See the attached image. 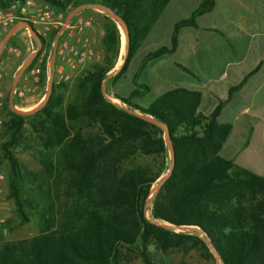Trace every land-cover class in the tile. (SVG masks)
Instances as JSON below:
<instances>
[{
  "label": "trees",
  "instance_id": "obj_1",
  "mask_svg": "<svg viewBox=\"0 0 264 264\" xmlns=\"http://www.w3.org/2000/svg\"><path fill=\"white\" fill-rule=\"evenodd\" d=\"M10 1L0 0V6ZM42 1L59 11L71 3L73 9L97 5L122 21L126 52L110 84L124 73L169 2ZM212 6V0H202L188 18L176 22L169 47L147 54L138 71L147 61L171 53L179 29L192 26ZM118 41L117 24L105 17L103 58L80 74L71 99L65 103L61 86L51 83L40 109L25 115L9 109L2 120L0 154L7 165L8 198L21 225L29 222L27 208L33 204L38 230L28 240L1 243L0 264H132V259L165 264L163 257L171 252H193L216 264L209 246L218 264H264V174L219 156L231 127L217 123L231 95L261 62L228 86L225 97L216 98L206 115L199 111L196 89H169L146 107L137 105L134 100L147 88L135 78L125 98L113 96L123 109L105 100L101 90L113 68ZM44 68L43 61L39 86ZM15 151L32 153L40 174L25 175ZM169 169L147 202L151 187ZM29 177L31 187L24 185Z\"/></svg>",
  "mask_w": 264,
  "mask_h": 264
},
{
  "label": "crops",
  "instance_id": "obj_2",
  "mask_svg": "<svg viewBox=\"0 0 264 264\" xmlns=\"http://www.w3.org/2000/svg\"><path fill=\"white\" fill-rule=\"evenodd\" d=\"M201 1L169 0L129 60L124 73L115 83L108 86V93L110 96L125 98L134 89L133 78H135L136 84L146 87L147 91L136 98L134 103L146 107L158 94L173 88L196 89L201 95L200 89L187 83V80H183L191 76L201 79L199 72L211 73L207 80L212 79L210 82L216 85L228 78L241 80L261 62L258 70L247 76L240 89L231 95L217 117V123L229 124L231 127L224 144L237 136L238 142L245 145L254 131L258 137L263 136L264 133V122H262L264 116V0H212L213 6L208 12L196 17L192 26L179 29L176 46L171 53L147 61L138 71L141 61L147 54L159 48L169 47L173 25L188 18ZM3 33L4 39L9 38L2 43L8 40L5 46H10L9 40L14 35L19 33L21 36L29 37L30 32L27 33L22 25L16 24ZM3 44L0 46V54L4 51ZM4 53L1 55L3 56ZM196 63L207 64V67L203 66L196 70L197 67L193 65L195 69H191V64ZM248 64L253 65L250 67ZM49 65L54 66V61L50 60ZM114 74L112 73V76ZM147 80L152 81L153 85H150ZM10 91L11 88L7 97L9 103ZM215 94L213 92L208 94L215 101V103H212L213 100L211 102L212 109L216 104V98H219ZM0 95L3 99L4 91L0 90ZM200 105L201 98L199 107ZM224 113L233 117L234 123H230L229 117L222 122L221 116ZM232 124L235 129H232ZM258 124L261 127L255 130ZM260 144L264 147L263 142ZM229 147L232 146L229 145ZM262 155L258 175L264 174V154Z\"/></svg>",
  "mask_w": 264,
  "mask_h": 264
},
{
  "label": "rangeland",
  "instance_id": "obj_3",
  "mask_svg": "<svg viewBox=\"0 0 264 264\" xmlns=\"http://www.w3.org/2000/svg\"><path fill=\"white\" fill-rule=\"evenodd\" d=\"M73 2H78L79 0H72ZM72 4H69L64 10L59 11L58 9L51 7L53 10V13L55 16H57V20L60 22V24H63L67 20H72L75 16L76 17H90L94 20V26L91 30L88 32H85V36L91 37L100 35L101 39L97 42H94L92 45L95 57L94 59L88 63L82 66L79 70L73 72L70 74L69 79L66 82L58 83L56 84L54 82V75H53V66L49 65L50 60L52 62L54 61V49L56 46V33L54 31H50L48 36L45 38V41L41 43V41L38 40V38L35 36L33 38L31 34L29 33V37H26V35L16 34L14 37H12L9 40L10 46H5V44L8 42L5 41L3 44L2 41L8 38H3L4 33L0 35V46H2V50L4 51L2 53L3 56L0 54V61L2 62V68L7 73V77L0 79V90L4 91L3 99H1V106H0V120H3L7 117V112L10 109L13 112H20V113H28L35 109V107L40 104L46 96L47 90L49 86H51V83H54L56 85H60L62 88V92L64 95V102L66 103L69 101L72 97V90L73 86L76 82V80L79 78L80 74L86 70H90L91 67L94 64L99 63L103 58V46H102V40H103V24L105 17L110 18L105 12L99 11L96 9H83L74 13L76 9L79 7H76L73 9ZM48 5V4H47ZM49 6V5H48ZM75 17V18H76ZM111 19V18H110ZM112 20V19H111ZM114 21V20H112ZM117 24L118 34H119V41H118V50L116 59L114 61L113 68L107 73L106 78L101 83V90L103 93V96L105 100L113 103L115 106L126 109V107L121 104L119 101L114 99L113 96H110L108 93V86H109V79L112 76V73H116L122 64V59L126 52V40L123 28L121 25L114 21ZM59 28V27H58ZM14 45V46H11ZM38 48H37V46ZM11 47L16 50L15 54H8L6 53V48ZM44 61V81L40 88L32 95L26 96L22 99H16L12 96L10 91V103L7 101L8 97V91L10 88H12L13 80L15 76L17 75L18 71L22 68V66L25 65V68L23 69L21 75L25 73L28 67L36 66L39 71L41 64ZM197 67L196 70L203 68V66L207 67V64L203 65L202 63H196L191 64V69H195L194 66ZM209 65V64H208ZM249 65V64H248ZM253 65V64H252ZM249 65L250 67L252 66ZM248 67V66H247ZM162 75H165L164 73H161ZM199 74L202 76L201 79L194 77H187L183 80H187V83L191 84L192 86L200 89L201 91V105L199 107V111L206 115L210 109H212V103H215L214 99L211 95H208L209 93H216L215 95L218 96L220 99H223L227 93V87L230 83H234L238 80L228 78L224 82H221L219 84H212L210 80H207L209 75L208 71L199 72ZM20 75V76H21ZM166 75L168 76V73L166 72ZM47 77V80H46ZM166 77V76H165ZM20 78V77H19ZM19 80V79H18ZM150 85H153V82L150 80H147ZM18 82V81H17ZM16 82V83H17ZM16 85V84H15ZM2 98V97H1ZM7 105V107H6ZM134 114H137L136 112H133ZM229 117L230 123H234V118L230 117L227 114H223L221 116V121H225ZM262 122H264V116L262 118ZM259 124H262L259 122ZM255 126V130H258L261 126ZM232 129H235V127L232 124ZM1 132V131H0ZM235 133V132H234ZM1 134V133H0ZM2 138L0 137V144L2 142ZM264 144V133L263 136H259L255 133L251 134L248 139L247 143L243 145L242 143L238 142V137H232L229 141V143L224 144L221 147V150L219 152V156L231 160L233 165L238 167H243L244 169H247L255 174L260 171L261 168L259 161L262 158V154H264V147H261L260 143ZM240 143V144H239ZM262 144V145H263ZM231 145L232 147H229ZM242 145V146H241ZM33 149L36 148V145L32 144ZM167 148V145H166ZM168 151V148H167ZM169 154V151H168ZM15 158L18 160V163L20 164L22 170L24 171L25 175L34 174L35 176H38L41 172V169L39 165L36 163L32 153H23L19 151L14 152ZM170 156V155H169ZM0 244L5 242H17V241H24L28 240L30 237L37 234V219L34 214V206L27 208V212L30 215L29 222L21 225L14 213V208L12 205L11 200L8 198V190H7V165L6 162L2 159V156L0 154ZM162 179V178H161ZM157 180V182L151 187V194L149 195L147 201L150 200L152 197V192L155 191L158 183L160 180ZM24 185L31 187L32 183L30 182V177L25 179ZM29 199V198H28ZM33 208V209H32ZM193 229V228H188ZM186 229V231H191ZM185 231V230H183ZM180 232V231H176ZM213 260L216 261V264H218L217 259L212 255ZM165 264H215L212 261H203L201 260L196 254L193 252L188 253L187 255H181L177 252H171L166 257H163ZM132 264H140L137 260L132 259Z\"/></svg>",
  "mask_w": 264,
  "mask_h": 264
},
{
  "label": "built area",
  "instance_id": "obj_4",
  "mask_svg": "<svg viewBox=\"0 0 264 264\" xmlns=\"http://www.w3.org/2000/svg\"><path fill=\"white\" fill-rule=\"evenodd\" d=\"M57 19L51 7L42 0H12L6 2L3 7L0 6V35L16 24L22 25L27 33L31 31L39 41L43 42L50 31L56 33L54 66L52 68L56 84L66 82L71 73L90 63L95 57L92 45L101 39L100 35L85 36V32L94 26V20L90 17H76L63 24H60ZM5 50L8 54L16 52L11 47ZM6 77L7 73L3 70L0 61V79ZM39 77L40 71L36 66L27 69L11 90L12 96L22 99L34 94L40 87ZM1 99L0 95V106ZM1 125L2 120H0V128ZM186 229L188 228H173L175 232L186 231ZM188 230L197 231L195 228Z\"/></svg>",
  "mask_w": 264,
  "mask_h": 264
},
{
  "label": "water",
  "instance_id": "obj_5",
  "mask_svg": "<svg viewBox=\"0 0 264 264\" xmlns=\"http://www.w3.org/2000/svg\"><path fill=\"white\" fill-rule=\"evenodd\" d=\"M83 9H96V10H99V11H103V12H105V13H106V14H107L112 20L118 22V23L121 25V27L123 28V31H124L125 40H127L125 26H124V24L122 23V21H121L117 16H115V15L113 14V12H111V11H109L108 9H105V8H103V7L97 6V5H83V6H80L78 9H76V11H75L74 13L76 14L77 12H79L80 10H83ZM67 21H69V20H67ZM30 34H31V36H32L33 38H35V36L33 35V33H32L31 31H30ZM24 68H25V65L22 66V68L18 71L17 75L15 76V78H14V80H13V85H12L11 90L13 89V87H14L15 84H16V82L18 81V79H19V77H20V75H21V73H22V71H23ZM49 93H50V86H49V88H48V90H47V93H46L45 99H44L40 104H38V105L35 107V109H33L32 111H30V112H28V113H31V112H34V111L40 109V108L44 105V103L46 102V100H47V98H48V96H49ZM108 102H109V101H108ZM109 103H111V102H109ZM111 104H113V103H111ZM113 105H114V104H113ZM15 113H17V114H19V115H25V114H28V113H20V112H15ZM129 113H130V114H134V113H131V112H129ZM154 124H156V123H154ZM156 125L159 126L160 128H162L161 125H159V124H156ZM166 145H167V148H168V151H169L170 158H171V160H172V150H171V146H170L169 141H166ZM171 163H172V162H171ZM170 169H171V168H170ZM170 169L168 170L167 174H166V175L160 180V182L158 183V185H157V187H156L155 190H157V189L159 188V186L161 185V183H162V182L168 177V175H169V173H170ZM147 202H148V201H147ZM162 226H163V225H162ZM165 228H171V227H165ZM208 248H209V250H210L211 255H214V257L216 258V255H215L214 252L211 250V247L209 246Z\"/></svg>",
  "mask_w": 264,
  "mask_h": 264
}]
</instances>
